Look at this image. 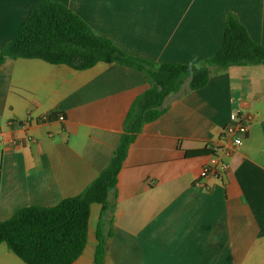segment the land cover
Wrapping results in <instances>:
<instances>
[{
    "label": "crops",
    "instance_id": "0c3cea01",
    "mask_svg": "<svg viewBox=\"0 0 264 264\" xmlns=\"http://www.w3.org/2000/svg\"><path fill=\"white\" fill-rule=\"evenodd\" d=\"M41 1L0 0V48ZM54 1L124 52L155 63L213 56L229 12L264 46V0ZM148 88L144 73L118 63L75 70L7 59L0 68V222L82 193L110 164L128 112ZM165 107L130 145L110 195L104 264H264V64L213 69L205 87L190 90L186 82ZM232 113L250 130L226 157L221 133ZM203 149L220 155V178L200 176L212 154L187 156ZM100 211L91 206L88 243L74 264H93ZM0 264L25 263L1 244Z\"/></svg>",
    "mask_w": 264,
    "mask_h": 264
},
{
    "label": "trees",
    "instance_id": "16d2710c",
    "mask_svg": "<svg viewBox=\"0 0 264 264\" xmlns=\"http://www.w3.org/2000/svg\"><path fill=\"white\" fill-rule=\"evenodd\" d=\"M7 59H40L75 70L92 68L99 62L118 63L145 74L149 88L136 98L124 122L123 134L108 167L80 194L53 207L19 209L0 222V245L5 244L25 264H74L88 243L91 206L101 205L96 230L93 264H104L107 239L103 220L113 209L119 172L130 145L144 124L166 112L165 102L182 91L199 90L211 71L230 66L264 64V46L255 42L238 16L229 12L219 50L197 64L155 63L132 56L112 40L96 34L89 24L66 5L42 0L27 15L14 38L0 48V68ZM216 155L213 150H194L187 156Z\"/></svg>",
    "mask_w": 264,
    "mask_h": 264
},
{
    "label": "built area",
    "instance_id": "2783aa9c",
    "mask_svg": "<svg viewBox=\"0 0 264 264\" xmlns=\"http://www.w3.org/2000/svg\"><path fill=\"white\" fill-rule=\"evenodd\" d=\"M47 118H45L46 120ZM60 121H64L63 115L58 117ZM250 130L249 123L241 116L236 113L230 115V122L225 126L221 133V138L226 142L223 153L224 156L228 157L233 154L238 147L243 144L244 139L248 136ZM2 142L0 134V143ZM16 146L18 144L14 143ZM223 170V162L221 161L220 155H213L208 165L204 166L201 170V178L208 176H214L220 178Z\"/></svg>",
    "mask_w": 264,
    "mask_h": 264
},
{
    "label": "rangeland",
    "instance_id": "374dc122",
    "mask_svg": "<svg viewBox=\"0 0 264 264\" xmlns=\"http://www.w3.org/2000/svg\"><path fill=\"white\" fill-rule=\"evenodd\" d=\"M95 221V218H94V216H93V222Z\"/></svg>",
    "mask_w": 264,
    "mask_h": 264
}]
</instances>
